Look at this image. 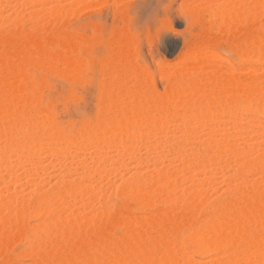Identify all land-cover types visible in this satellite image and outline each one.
<instances>
[{
  "label": "bare ground",
  "instance_id": "obj_1",
  "mask_svg": "<svg viewBox=\"0 0 264 264\" xmlns=\"http://www.w3.org/2000/svg\"><path fill=\"white\" fill-rule=\"evenodd\" d=\"M2 1L7 2L6 0H0V6ZM243 2L240 0H228V2L226 1L223 7L214 11L213 15L216 21V23H214L215 32L220 34V36L224 35L223 37L229 36V38H232L231 36L237 37L238 35L245 33L246 35H243L246 39L244 37L242 40L238 39L239 42H237L236 45L237 52L241 59L240 62L242 61L243 63L245 62L251 65L254 64L255 66L261 65L260 68H262V66L264 67V35H261V32L259 33L260 30H258V26L264 15V0H250L249 2ZM32 3L38 2H33L30 0L26 3V5ZM188 4L194 12L195 10L200 9V6H195L193 4V0H187L185 5L188 6ZM52 14L53 12L47 11L45 16L31 17L28 21L33 23V28L30 32L27 31L28 33L25 31L23 33H21V31H17L13 38L10 37V39H4L3 37H0V168H2V170L4 169V172L0 169L3 173V175L0 174V182L2 181V183L6 184V188H8V190L12 192L15 191L9 189L10 184H15L12 183L13 179L11 180V178H16L15 171L17 169L13 171V160H15L13 161L14 163L16 161L19 162L18 165L20 164L22 166H26L29 164L30 166H28L31 167V165H38L37 161L40 158L39 155L42 156L45 151L49 152L48 154L50 156L56 157V155H59L60 153H63L64 155L72 150L75 153H80V151L85 150L88 153L93 152L95 154H99L104 148H110L112 150L123 149V152L130 154V157L133 159L136 158L134 152L131 153L135 157H133V155L131 156V153L124 148H129L130 151H135L134 148L136 144L133 146V143H137L138 141L141 142V140H139L137 137L141 138L145 137L143 135H147L146 138L148 137L149 139V135L154 134L158 136V138L163 137L164 139H162L164 140V143L168 145V140L165 138H167L168 134V139L173 137H170V133L173 130L170 131L172 128L169 129L170 126L167 123L168 120H179L177 122L183 121L187 124L197 123L200 132L201 128L202 130H205L211 123L217 125L215 119L212 116L214 114L216 115V113L226 114L228 118H231L237 122L234 125L233 132H229V134L226 129H218V126L216 127L217 129L210 127L208 128V132L203 133H207V135L211 138L225 134L230 138H222L216 141V139H208L209 137L206 135L207 138L205 137V139L207 140L198 141L200 143H198L199 147L193 146L195 148L191 149H188L191 146L189 147L185 144L189 143L188 140L193 137H195V141L199 140L196 137L200 136L201 134H199V131H196L198 130L196 128H194L193 131H189L190 129L188 128V130L186 128L188 131L186 130L184 133L186 135H184V142L181 140L182 138H180L181 141L178 139V143H181L177 145L175 139V143L170 140V144L174 143V145L166 147L167 150L172 147L171 150L169 149L170 151L168 150L170 152L169 154H171L170 157H172L174 161H179V164H174L175 168H178L177 171L174 168L175 172H173L174 169H171L170 171L167 170L162 173L163 175L159 173H157L159 175L156 174L157 176L155 174V176L150 174V177L148 176L149 179H143L141 177L142 174L140 176L139 173L135 174V172L132 175L129 185L125 190L122 189V191L119 192H112L111 199L120 198V201L134 200V202L138 204L139 209H142L143 211L145 210L144 213L148 215V217L146 216L147 218H145L144 214V218L142 220L137 219L140 220V222H137V220L132 218L133 216L131 213L130 215L132 217L128 215V212V214H126L124 209L123 212L121 209L122 207L119 205V207H117L119 213H117L120 215L118 219L115 217V219H117V223H115L117 224V227L124 229L122 232L125 231L124 234L121 233L122 236L120 234L121 237L118 236L119 238L113 239V235L111 234L113 228L111 229L110 227L114 226L112 224L113 222L110 220L109 223H106V219L115 209H113V206H111L109 203H105L103 207H101V210L95 212V214L90 217V219L88 218V223L85 225V227L83 226V223H85L86 220L83 218V215L79 213L82 215L80 217L79 214H77V216L74 215L76 212L73 213L74 206L72 203L76 202V200L77 202L78 200L80 202V199L82 198H85L86 200V198H89L93 194V183L96 182L98 178H101L100 172H87V175H79L81 177H76L75 179L72 178L73 180L65 179L66 176L64 175L62 177L63 179H57L58 183L57 181L53 180V182L55 181L54 184L56 186L55 188L53 187L51 191L49 190L48 193L42 195L41 193H38V190L32 191L31 196L33 198L31 197V200L29 199L30 202H27L29 200L25 201L20 199L21 197L18 199L6 197L4 194L5 192L3 191V193L0 191V260L3 258V256L6 257L5 252L7 251L8 253V250L6 249L10 244L15 241H20L23 243L26 242L25 244L28 243L30 247L32 244H34V247L30 248V252L26 251L28 253L27 255L32 260V262H34V264H51L52 262V264H54V259L60 255L63 258L61 259L60 256L59 259H56L57 263L59 262L58 264H179V260L180 263L182 262L181 264H186V262L189 263L194 254H199L201 256L210 255L211 262L209 261L210 263L207 264H264V155L260 151L259 152L261 154H258V150L260 149H258L257 146H247V148H245L241 153H238L240 151L237 152L238 148H236L234 144V140H237L236 138L238 136L241 135L240 138H245V136H242L243 133H245L247 136V134L257 131V128L259 127L262 129L264 128V85L261 87V83H258V78H261L256 75L259 67H254L253 69L256 71H253L252 73L250 72L251 77H255L253 79L250 78L249 82L251 83H246V85L240 80V77H238L237 71L233 72V69L226 65L224 59L221 57L219 59V57L217 58L215 55L210 54L205 50V48H208L209 45L208 39V41L205 40V42H203L200 47L195 48L193 56L205 60L209 59L210 61L212 60L214 62H219L222 59L225 62L223 66L226 67L224 74L216 70L185 67L179 72L173 73L171 75L172 84H170L171 86L169 87L168 91L163 95H158L154 93L155 90H150L151 88L153 89L154 86L153 84H150L152 80L149 81L150 77L148 79L149 74H146V70L141 71V69L144 67H141L140 64L141 68L138 69V66L134 64L135 61L132 63L137 67L127 61V55H130L131 53L127 49L128 36L126 40L119 41L123 37L122 36L119 38V40H117L119 42L116 44L113 42L115 45L112 44V42L111 44L107 42L109 45H111V47L114 45L113 49V47L111 48L107 44L111 49L114 50V53L110 52L114 55V57L107 50V53L112 56L113 61L112 59H109L110 57H106V60L112 62L109 64L111 69L107 67L109 71L111 70V73L106 71L109 73L106 75H111L112 80H110V78L109 80L113 82L111 83V88L103 89L102 91L104 92V90H107L106 93L104 92V94H106L104 99L105 106L100 109L103 111L102 115L99 114L101 118L94 123H89V121H84L85 123H83V121H81L82 124L80 123V126H78L77 129L74 128V130H72L71 128V131H58L55 130L56 128H51L52 126L47 123L49 122L47 120L48 114L46 113L48 108L44 111V108L37 106L38 103H36V96L34 94L38 95L39 93H34L33 98L31 93L33 91V87H30V90L27 88V86L29 87L28 84L30 82L28 81V76L26 77V67L29 63H31L30 66L33 63L37 65L41 64V66H43L45 61H48L51 62H46V65L48 66L52 63L61 66L64 77L67 74L69 75V71V76L72 77V80L76 79L74 77H77V74L82 73L80 71H83L84 65L82 67V64L85 62H82L83 59L80 60V57L78 59L77 47L75 44L69 43V41L66 43H63L62 41L63 44L60 42V51L53 50L54 42L52 41L53 39H50V34L47 33L48 36L47 34L45 35V33L43 34L49 37V40L45 41L46 43L44 42L47 37L44 39V37L41 36L42 33L37 31L42 27L40 26L41 24L39 23V19L41 17H45L46 20H48L50 26H53V29L52 27H50V29L51 32L54 33V26H56V23L49 22V20L52 19ZM20 19L21 18H15L13 20V24L18 27L17 29H19V26L24 22V20ZM243 26H247L248 28L245 27L246 30L242 31ZM39 30L41 31V29ZM234 37L233 39H236ZM55 40H59V38L57 37ZM103 43L106 47V43ZM110 48L109 50L111 51ZM84 50H88V48ZM133 55L134 54L131 56ZM129 60H131L130 57ZM107 62L106 65L108 66ZM37 65H35L33 68H38L39 65ZM52 66L53 65H50L48 70L52 71L54 69L52 72H55V70L59 71L57 67H53L51 69ZM38 69L41 68L39 67ZM42 69L44 68L42 67ZM100 69L103 70V68ZM48 70L46 69V72ZM42 71L44 72V70ZM64 71L67 72V74ZM59 72L62 74L61 69ZM59 72H57L58 75ZM77 80H75V82ZM79 80L81 81V79ZM39 82L40 84H43L44 81ZM150 85L151 87L149 88ZM40 89L42 90L43 87H38L37 90ZM102 96L104 95L101 94L100 99H103ZM179 124L181 123H178V125ZM177 128L178 129L176 130L173 128V133L178 131L180 133L184 131H181L182 129H180V127ZM261 128L259 130H262ZM263 131H260V135L263 136L262 138L260 135H258L259 132L256 134V136H259L261 139H263ZM179 133L177 136L175 135V138H178L182 134L181 133L179 135ZM254 134L255 132L253 135ZM256 136L254 137L255 139ZM201 137L202 136H200V138ZM231 137L236 138L231 141ZM259 137L257 138L259 139ZM136 138L138 140H136ZM158 141L156 139V142ZM257 141L259 142H254V144L259 145L260 143L261 145L259 146L264 144V139H259ZM145 142L146 141L144 140L143 143ZM162 143L163 142L158 144ZM150 146L153 149V151L150 149L151 154L155 152V150L157 151V146ZM159 146L163 145H158V149L163 148ZM262 147L264 150V145ZM149 148H147V151ZM187 150H189V152H185ZM206 151L214 152L215 155H218L215 156L213 154L210 156L209 154L203 153ZM224 153H228L230 158H228L229 156L227 157V154ZM250 153H253V155L255 154L256 156L254 159L251 158V160H248L247 156L250 155ZM222 154L224 156H222ZM36 155H38L39 158H37ZM44 156L46 155L44 154ZM76 156L73 160L75 163L78 161ZM221 156L225 158L227 157V160L232 159V156L237 158H233L236 163L235 169L233 168L235 172H241L242 174L248 173L250 175L257 174L255 176L258 177L259 175V177L253 180V182L250 184L246 183L247 181H243V183H241L242 181L239 179L241 184L238 183V186L235 185L236 190L233 188L235 190L233 193L235 195L237 194V197L235 196L236 199L233 198L234 194H232L233 197L229 196L230 199L233 198L231 201L225 196V192L222 193L224 195L222 198H228L226 201L228 200L230 202H226L225 199H223L224 201H220L222 203L225 202L223 205L220 203L214 206L216 208L211 210L209 217L206 218L204 222H202L203 224L201 223L199 224L200 226H195V228L202 229L201 231H199L200 229L194 231L195 228H191L192 230H188L189 232H183V234L186 233V235H183L181 234V228L184 226L186 229V225L188 226L191 225L192 222L194 223L195 218H197L195 215L198 214L197 212L199 211L200 207H202L205 203L202 200L200 201V198H198L200 197L198 193H194L192 191L190 192L189 189V191H186V189L184 190L183 188L185 194H182L183 196H188L189 199H184V197L181 195L180 197L183 199H178L179 197L173 199L171 196L173 194L170 193L175 191L178 192L179 189V191H183L181 190V185L186 182V184L190 183V185L193 184L191 186H194L195 183H198V181L202 179L199 178V180L197 177L198 175L199 177L201 175H205L204 178L207 179L210 177L207 176L209 174H207V172H210V174H215V170L213 171L211 169L209 171V166L212 164V162L216 164L217 162L215 161H218V158L216 157ZM66 157H69V155ZM161 158L158 159L162 163H164V160L167 162L170 160L169 158L165 157L162 158L164 160ZM151 159L153 160V158ZM224 159L222 158L221 160L224 161ZM147 160L148 159H146V161ZM39 161L40 163L42 162L41 159H39ZM156 161L159 164L158 160L155 158V161L153 162ZM80 162L82 161H78V163ZM218 162V165H220V161ZM224 162H226V160ZM208 164L210 165L208 166ZM136 165L138 166L140 164L137 163ZM159 165L164 167L167 166L163 164ZM22 166L20 168L24 169ZM83 166H85V164H83ZM38 167L39 166H37V168ZM223 167L221 168H228L225 163ZM167 169L170 168L168 167ZM38 170L36 171L38 172ZM20 171L23 174L25 172L22 170ZM26 172H28V170ZM166 172L168 173L166 174ZM34 173L36 172H33V174ZM67 173L69 175L73 173L72 175H74V172L72 171ZM220 173H222V169ZM44 175L42 174V177H40L42 180ZM69 175H67L68 178L72 176ZM151 175L154 177V179L151 178ZM234 175L231 177L232 181H235L233 178H237L238 181V178L241 174L238 175L239 177H234ZM26 176H28V174ZM32 176L33 175L29 173V176L27 177L29 180L26 182V184L29 183L32 185V183L40 179H36L34 176ZM148 177L145 176L144 178ZM229 178L227 177V181L231 180ZM6 179L9 181H5ZM30 179H33L34 182H32ZM38 181H41V179ZM203 181L205 182V180ZM43 182L45 181H42V183ZM47 182H49V180H47ZM229 183H231V181H228L227 184ZM94 184L96 185V183ZM13 188L14 187H12V189ZM18 190L20 191V189ZM16 192L17 191L14 193ZM238 196L241 201L243 200L242 202L240 201V205L237 204L239 203L238 201L237 203L235 202L238 200ZM71 199L72 201H70ZM109 199L110 197L108 200ZM84 202L86 206L87 201ZM164 203L165 205H168L169 208L171 206V209L173 210L177 209L178 212L179 210H182L181 216H179L180 212L177 215V213L174 211H171L172 215L174 212V215L176 214L178 216H176L177 218L173 217L171 212H167V214L169 213L170 215H167L164 212L165 215L163 216V212L161 213L162 215H159L160 212L157 213V210L156 214L158 215L155 216L153 213L154 211L152 212L151 208L157 204L164 205ZM82 207L84 206H81V208ZM115 210L117 211V209ZM147 210L149 213L151 212L154 215L152 216L151 214L146 213ZM29 218H39L41 220L46 219L47 222L44 223L45 220H43L44 224H40L41 226L34 228L33 230L26 224V219ZM104 222L106 227L103 225ZM107 224L112 225L109 227ZM103 226L105 229L107 228V230L104 232V228H102ZM89 227L90 229L93 227V229L88 230ZM108 227L110 229H108ZM100 228H102V232L104 233L102 235L98 234L97 232L100 230ZM107 231L110 234L105 233ZM94 234L99 236H94ZM107 234L112 236L109 237ZM60 240L63 241L61 247H59L61 243L56 245L57 242H61ZM36 241L39 242V244H35ZM26 247H28V245H26ZM55 254H57V256H55ZM50 255L52 257H56H53L54 261H52V259L49 261L50 258L46 260V258L48 256L50 257ZM211 255H216V257L214 256L215 259L214 257H211ZM218 255L219 257H217ZM6 259L7 258H5V260ZM47 261H49V263H47ZM5 262L6 263H3H10V261L9 263H7V261ZM192 263L197 264L193 261Z\"/></svg>",
  "mask_w": 264,
  "mask_h": 264
},
{
  "label": "rangeland",
  "instance_id": "obj_2",
  "mask_svg": "<svg viewBox=\"0 0 264 264\" xmlns=\"http://www.w3.org/2000/svg\"><path fill=\"white\" fill-rule=\"evenodd\" d=\"M6 1L7 2L2 1L1 2L2 4L0 6V37H3L4 39H8V38L10 39V37L13 38L15 36V33L17 31H21V33H23L24 31L26 33H28L27 31L30 32L33 28L32 27L33 23L31 21H28V20L31 17H35V16L36 17L45 16L47 11H51V12H53V14L51 15L52 19L49 20V22H55L56 23V26H54L55 32L54 33L51 32L50 27H52V29H53V26H50V24L48 23V20H46L45 17H41L39 19V23L41 24L40 26H42L39 29H41L42 32L39 29L37 31L39 33H42L41 36H43L44 39H45V37L48 36V34H50L49 37L51 40L53 39L52 40L54 42L53 47L55 48V49L53 48V50H55V51L56 50L60 51V49H61L60 45L63 43H66L68 41H69V43L75 44L77 47L78 59L80 57V60L83 59L82 62L83 61L85 62L82 64V67L84 65L85 68L83 67V71H80L82 73L77 74V77L76 76L74 77L76 79H72V80H71L72 77L69 76L70 75L69 71H68L69 75L67 74V72L64 71L68 75V76L65 75V77H64L63 69L58 64H55V63L50 64V65H53L51 67V69L53 67L54 68L57 67L59 69V71H60V69L62 70L63 75L61 74V72L56 71V70H55L56 73L52 72L54 69L52 71L48 70L50 68V65L49 66L46 65V62H48V61H45V63L43 62L44 63V64L42 63L43 66H41V64L40 65L38 64L41 69H42V67L44 68V69H42V70H44V72L41 69H38L39 67L38 68L35 67L38 70L33 68L35 65H37L34 63L32 64L33 66L32 65L30 66L31 63H29L28 66L26 67V77L28 76V81L30 82L28 84L29 87L27 86V88L30 90L33 87L32 88L33 91L31 92L32 95L36 92L39 93L38 95L34 94L36 96L35 97L36 103H38V105L37 104L36 105L41 107V108H44L43 109L44 111L48 108L49 113L47 110H46V113L48 114L47 120L49 122H47V123L50 126H52L51 128H54V129L56 128L55 130H58V131L59 130L71 131V128H72V130H74V128L77 129L78 126H80L79 124L80 123L82 124L81 121H83V123L88 122V121H89V123H94L101 118L100 115L103 114V111H101L100 109H102V107L105 106V104H104L105 100L104 99H105L106 94H104V92L106 93L107 90H104V92H102V91H103V89L111 88V83L113 82V81L112 82L110 81V80H112L111 75H106L108 72L111 73V70L109 71L108 68L111 69V66H109V64L112 63L111 61L106 60L107 59L106 57H110L109 59H112V56H110L109 53L110 52L114 53L113 52L114 51L113 46L119 41L126 40L127 36H128L127 49L129 50V52H131L130 55L129 54L127 55L128 56L127 61H129V63L132 65L136 64L138 67L136 65H134V66H136L138 69H140L141 67H144V68H142L143 70L141 69V71L146 70V74L147 73L149 74V75L147 74L148 79L150 77L149 81L152 80L150 82V84L151 85L153 84V86L155 87V88L153 87V89L151 88L150 90H155V92L154 91L153 92L158 94V95H163L168 91L169 87L171 86L170 84H172L171 75L173 73L179 72L180 70H182L185 67H193L195 69L216 70V71L224 74L226 67L223 66V64H225V62H226V65H228L231 69H233V72L237 71L238 77H240V80L243 81L245 84L246 83L250 84L251 83V82H249L250 78L253 79L255 77V76L251 77V74H250V72L252 73L253 71H256L255 69H253L254 67L255 68L259 67L258 68L259 71L257 70L256 75H258V77H260L262 80L264 77V67L263 66H262V68H260L261 65L255 66L254 64L251 65V64H248L245 62L243 63L242 61L240 62L241 59H240L239 54L237 52L236 45H237V42H239V40H242L243 37L245 38V36H244V35H246L245 33H242V34L238 35L237 37L231 36L232 38H229V36L223 37L224 35L220 36V34L215 32V24L214 23H216V21H215L214 15H213L214 11H216V9H218V8L223 7L225 5L226 1L228 2V0H193V4L195 6H200V9L195 10V12L189 7V4H188V6L185 5L187 0H32L33 2H38V3H32V4H28V5H26V3L30 0H6ZM240 1L249 2L250 0H240ZM15 18H21L20 20H24L23 24H21L19 26V29H17L18 27L13 24V22H14L13 20ZM34 26H35V24H34ZM259 26H258V30H260L259 33L261 32L262 33L261 35H264V15H263V18L261 19V22L259 23ZM37 27H39V26H37ZM245 27L248 28L247 26H243L242 31L246 30ZM44 33H45V35L48 33L47 36L43 35ZM60 33H61V35H60ZM241 35H242V38H241ZM53 36H54V38H53ZM49 37H47L46 40H44V42L49 40ZM57 37L59 38V40H55V39H57ZM120 37H122L121 40H119ZM233 37L236 38L237 40L233 39ZM114 39H116V40H114ZM208 39H209V45H208V48H205V50L208 53L215 55L217 58L219 57V59L221 57L222 59H224L225 62L222 59L219 62H214L212 60L210 61L209 59L205 60V59H201V58L193 56L195 48L200 47L202 45V43L205 42V40L208 41ZM245 39H244V41H245ZM117 40H119V41H117ZM211 40H213V41H211ZM62 41H63V43H62ZM129 41H130V43H129ZM60 42H61V44H60ZM103 42L106 43V47L104 46ZM107 42H109L110 44H111V42H112V44L115 43L112 46L113 49H111L112 48L111 45H109ZM86 47L88 48V50H84V49H87ZM109 48L111 49V51L109 50ZM134 49H135V51H134ZM107 50L109 53H107ZM209 50H211V51H209ZM112 53H110V54L113 55ZM132 54H134V55L131 56ZM113 57H114V55H113ZM129 57L131 60H129ZM90 58L92 59V62H91ZM132 58H133V60H132ZM237 58H239V59H237ZM105 61L109 62V63L107 62L108 66L106 65ZM112 61H113V59H112ZM133 61H135L134 64L132 63ZM48 63H51V62H48ZM102 63H103V65H102ZM140 64H141V67H140ZM100 68H103V70H101ZM46 69L48 71H51V72H48V71L46 72ZM106 71H108V72H106ZM57 72H59V75ZM104 73H105V75H104ZM169 77H170V79H169ZM258 77H256V78H258ZM65 78L67 81L65 80ZM67 78L69 79V81ZM77 78H78V80H77ZM109 78H110V80H109ZM79 79H81L82 82ZM261 79L258 78V80H259L258 83H261V87H263L264 80L262 81ZM75 80H77V81L75 82ZM39 81H44V82H43V84L42 83L40 84ZM108 81H109V83H108ZM106 82L108 83V85ZM148 85H149V82H148ZM151 85L149 86V88L151 87ZM38 87H41V88L43 87V89L37 90ZM101 94L104 95V96H102L103 99H100ZM34 95H33V98H34ZM51 113H52V115H51ZM212 116L215 119L217 125H214L211 123L208 125L207 128L205 127L206 129L203 128L205 130H202V128H201V132L199 130L197 123L196 124L195 123L194 124H187V123H184L183 121L177 122L179 120H174V121L168 120L167 123L170 126L169 129L172 128L170 131H172V130L174 131V129L175 130L178 129L177 127H180V129H182L181 131L184 130L183 132H180V133H179V131L176 133H173V131L170 133V131H169V133L171 134L170 137H172V136L173 137L171 139H168L169 138V136H168L169 134H168L167 138H165L168 140V145L164 143L163 137H162L163 139L161 137L158 138V136H156L154 134L149 135V137H150L149 139H148V137L146 138L147 135H143L145 137L140 136L141 138L137 137L139 140H141V142L138 141L137 143H133V146L136 144V146L134 148L135 151H130L129 148H124V149H127L130 153L134 152V155L136 156V158H133L134 160L130 157V154L123 152L124 151L123 149H118V150L113 149L112 150L110 148H107V149L104 148L105 149V150L103 149L104 152L102 151L103 153L101 152L99 154H95L93 152L88 153L85 150L80 151V153H75L72 150V151H69L67 154H64V155H63V153H60L59 155H56V157L50 156L48 154L49 152L45 151L44 154L47 157L44 156V154H42V156L39 155L40 158L38 157V155H36L37 158L41 159V161H42L40 163V161L38 159V161H39V162L37 161L38 165L36 164L37 166H39L38 168L36 165H33V166L31 165V167H29L30 166L29 164H28L29 166L26 165L28 167L22 166L20 164H19L20 165L19 166L18 165L19 162L16 161L17 162V164H16V162L15 163L13 162L15 160H13L12 161L13 171L17 169L15 171L16 172V178L10 177L11 180L13 179L12 183H15V184H10L9 189H11L13 191L15 190L17 192L14 193L15 191L12 192V191L8 190V188H6L7 187L6 184L2 183V181L0 182V184H2V185H0V191H2V192L4 191L5 193L4 192L3 193L5 194L6 197H13V199H15V198L18 199L21 197L20 199L27 201L29 199L31 200L32 191L38 190V193H41L42 195L45 193H48L49 190L51 191L53 189V187L55 188V186H56L54 184L55 181H57V183H58V180L60 178L63 179L62 177L64 175L66 177H67V175H69L67 172H71V171L74 172V175H72L73 173L69 175V176L72 175L71 177H69V178L65 177V179H67V180H73L76 177L84 176L87 172H91V171L100 172L101 178H98V180H99V181L97 180L98 182L97 181L94 182V183H96V185L93 183V189H94L93 194L89 198H86V200H85V198H82L84 200L80 199L81 200L80 202L78 200V202L80 204L77 202V200H76V202L72 203V205L74 206L73 207V209H74L73 213L76 212V214H74L76 216L79 213L83 215V218L86 220V222L83 223V226L85 227V225L88 223V218L90 219V217H92L95 214V212L101 210V207H103V205L105 203H109L111 206H113V209L115 208V209H117V211L114 209V211L111 212V215H109L110 217L108 216V218L106 219V223H109L110 220H111V222H113L112 224L115 227L114 226L110 227V225H112V224H109V225L107 224V225L111 229L113 228L111 231V234L113 235V239L119 238L122 236V234H124L125 231L122 232L124 229H122L121 227H117L116 223H117V219L120 215V214L118 215L119 210L117 207H119V205H120L122 207L121 209L122 210L124 209L126 214L129 213L128 215L130 217L133 216L132 218L135 220H137V219L142 220L144 218L145 210L143 211L142 209H139L138 204L136 202H134V200H122V201H120L121 200L120 198L119 199L118 198L111 199L112 192L115 193L117 191L118 192L122 191V189L125 190L126 187H128L129 182L132 178V175L135 172H136L135 174L139 173L140 176L142 174L141 177L143 179H149L150 174L156 175L157 173H159V174L163 175L162 173H164L165 171H167V170L170 171L171 169H174L175 165L179 164V161L175 160L178 162L177 163L174 161V159L172 157H170L171 154H169L170 153L169 151L171 150L172 147L169 148L170 150L168 149L169 151L166 149V147H168L170 145L173 146L175 141L177 142V145L180 144L181 142L178 143L179 142L178 139L180 140V138H182L181 139L182 141H183V139H185L184 133L186 132V130L188 128L190 129V130L188 129L189 131H191V130L193 131L194 128L198 129L196 131H199V134H201L200 136L203 137V138L202 137L200 138V136L196 137L199 139V140H196L197 143L194 140L195 137L191 138L192 140L191 139L188 140L189 143H191V144H189V143L185 144L184 143L185 145H188L189 147L191 146L188 149L195 148L196 146L199 147L200 143L198 141H200V140H202V141L207 140V139H205L207 133L206 134H203V133L208 132V128H210V127L216 128L218 126V129L219 128L220 129L223 128L224 130L226 129L228 131V134H229V132L230 133L233 132L234 125L237 121H234L231 118H228V116L226 114H223V113H216V115L214 114ZM176 122H177V124H176ZM53 123H54L55 127L53 126ZM178 123H181V124L178 125ZM182 124H184V125H182ZM166 126H168V125H166ZM260 128L261 127L257 128V131H253L250 134H247L248 137L246 136L245 133L242 134V136H245V138L244 137L240 138L241 135L238 136L237 138L235 137L237 140H234V144H235L236 148H238L237 152L240 151L238 153H241L245 148H247V146L248 147L257 146L258 149H260V150H258V154L263 153V155H264V150L262 149L263 148L262 146L264 144H262V146H259V145H261L260 143H259V145L254 144V142H256V143L259 142L257 140H259V139L263 140L264 139V138L261 139L263 136L260 135V131L262 132L264 130V128L263 129L261 128L262 130H259ZM254 132H255V134L253 135ZM258 132H259V134H258ZM178 133H179V135L182 133L180 135L181 137L178 135L179 137L175 138V135L177 136ZM256 134L260 135L261 138L259 136H256ZM153 136L157 137V138H154ZM255 136H256V139L254 138ZM257 137H259V139ZM137 138H136V140H138ZM222 138L227 139L230 137H228L225 134V135L215 136L212 138L209 137L208 139H213V140L216 139V141H218ZM235 138H232L231 141ZM252 138H254V139H252ZM156 139H157V141L159 139H162L163 141L162 140H159V141H161L163 143L158 144L161 142H159V141L156 142ZM174 139H175V141H174ZM144 140L146 141L145 142L146 144L143 143ZM170 140H172L174 143L170 144L171 143V142H169ZM193 140H194V143H193ZM147 141H148V143H147ZM153 142H155V143H153ZM165 142H166V140H165ZM148 144L157 146L156 147L157 151L154 149L155 152H157V153L153 152L154 154L153 153L151 154V151H153V149ZM158 145H163V146H159V147H163V148L158 149ZM165 145H167V146H165ZM193 146H195V147H193ZM147 148H149L148 151H147ZM150 149H151V151H150ZM147 152H150V153H147ZM185 152H189V150H187ZM206 152H203V153L209 154L210 156L213 154L215 155L214 152H208V151H206ZM164 154H166V155H164ZM185 154H187V153H185ZM224 154H227V157L229 156L228 158H230V155H228V153H224ZM67 155H69V157H66ZM132 155L133 154L131 153V156ZM134 155H133V157H135ZM151 155H152V157H151ZM216 155H218V154H216ZM58 156H59V158H58ZM75 156L77 157L78 161L81 160L82 162L78 163V161L75 160V161H77L78 164L75 163L73 161L75 159L74 158ZM222 156H224V155L222 154ZM255 156H256L255 154L253 155V153H250V155L247 156L248 157L247 159L248 160H251V158L254 159ZM44 157H46V158H44ZM54 157H55V160H54ZM70 157L73 159H71ZM161 157L162 158H164V157L169 158L171 161L168 160V162H167L166 160L162 159ZM221 157H216V158H218V161H220V165H218L219 162L217 160L215 161V162H217L216 164L213 162L211 165L208 164V166L210 165L209 171L211 169L213 171L215 170L214 171L215 174H210V172H207V174L208 173L209 174L208 175L206 174V175L208 177L210 176L207 179L204 178L205 175L200 174L201 175L200 177H199V175L197 176L198 179L202 178L203 180H205V182L202 179H201L202 181L200 179H199L200 181H198V179H197L198 183H195L194 186H191L193 184L190 185V183L186 184L187 182L181 185V188H182L181 190H183V188H184V190L186 189V191L190 190V192L192 191L194 193H198V195L200 196V197H198V198H200V201L202 200L205 203V204H203L202 207H200L199 211L197 212L198 214L195 215V217H197V218L194 217L195 218L194 223L192 222L191 225H188V226L186 225V229L184 228V226L181 228L182 229L181 234H183V232H185V231L192 230L191 228H195V226H200L199 224L204 222V220L209 217L211 210L216 208L214 206L222 203L220 201H224L223 199H225V201L228 198L231 201L233 200V198L236 199L235 196L237 197V194L235 195L233 193L236 190L235 185L238 186V183L241 184V183H243V181H245V182L247 181L246 183L250 184L253 182V180H255L256 178L259 177V175H258V177L255 176L257 174H255V175L251 174L250 175V174L244 173V172H243L244 174H242L241 172H239V173L235 172L234 169H235L236 163H235V160L233 158H236V157L232 156L231 157L232 159H230V160H227L228 159L227 157L226 158L222 157L223 159L225 158L224 161L226 160V162L221 160L222 159ZM151 158H153V160ZM155 158H156V160H158L159 164H163V165H167V166L169 165L168 167L170 169H167L168 168L167 166L164 167L162 165H159L157 163V161L153 162V161H155ZM158 158L159 159L161 158L162 160H164V163L160 162ZM219 158H220V160H219ZM135 159H137V160H135ZM146 159H148V160L146 161ZM141 161H142V163H141ZM148 161L150 163H152L153 165L150 164ZM48 162H49V164H48ZM52 162H53V164H52ZM137 163H139L140 165L137 166L136 165ZM224 163H225V165L228 166L227 169H223V168H225V167H223ZM46 164L49 166H47ZM74 164L77 166H75ZM80 164H81V166H80ZM83 164H85V166H83ZM15 166H16V168H15ZM21 166H22V168H24V169L27 168V169L26 170L21 169L20 168ZM177 167H178V165H177ZM219 167H220V170H219ZM221 167H223V168H221ZM33 168H34V170H33ZM0 169L2 170V168H0ZM18 169H19V171H18ZM35 169L36 170L39 169L38 172ZM175 169L177 171L178 168H175ZM175 169L173 172H175ZM221 169H222V173H220ZM1 170H0V174L3 175L2 171L4 172V169L2 171ZM20 170H22L23 172L24 171L26 172L28 170V172H26L28 174V176L30 173L36 179L42 177V174L43 175L45 174L44 175L45 177L43 176V180H42V178H40L41 181H38V180H40V179H38V180H36V182H34L33 179L32 180L30 179L35 184L34 183H32V185H30L29 183L26 184V182L29 180V178H27L28 176H26L27 174L25 172L23 174V173H21ZM69 170H71V171H69ZM31 171L36 172V173L33 174V172H31ZM17 172H20V173H17ZM75 172H76V174H75ZM168 172H166V174ZM223 172H224V174H223ZM159 174H157V175H159ZM234 174H238V175L241 174V175L239 177L238 175H234ZM79 175H81V176H79ZM152 175H151V178L154 179V177ZM233 175H234V177L235 176L239 177L238 181H239V179H241L240 181H242V182L241 183H240V181L238 182L237 178H233V180H235V181H232L231 177ZM145 176H147V177L149 176V177L144 178ZM229 176H230V178H229ZM261 176H263V175H261ZM227 177L229 179H231V180H228V181H231V183H229V184H227L228 183ZM14 179H15V181H14ZM47 180H49V182H47ZM53 180H55V181L53 182ZM5 181L8 182L9 180L6 179ZM37 181L40 183H38ZM42 181H45L46 183L43 182L44 183L43 184ZM66 184H67V182H66ZM25 185H26V187H25ZM183 185H185V186H183ZM12 187H14V188L12 189ZM21 188H22V190H21ZM18 189H20V191ZM179 190H178V192L175 191L173 193H170V194H173V195H171L173 199H175L177 197H179L178 199H181L182 197H180V195L183 196L182 194H185L184 190H183L184 193H183V191H179ZM222 193L226 194L225 196L228 198H225V197L222 198L224 196ZM232 194H234V197L232 196ZM229 196H232L233 198L230 199ZM109 197H110V199L108 200ZM183 197H184V199H187V198L189 199V197L188 196L186 197V195ZM30 200L27 202H30ZM70 201H72V199ZM84 201H87L86 206H85ZM125 201L126 202L128 201V202L126 203ZM237 201L239 203H237ZM240 201L241 200L238 196V200H236L235 202L240 205L243 200L241 202ZM226 202H230V201L227 200ZM74 203H76V204H74ZM224 203L225 202H223L221 205H223ZM81 206H84V207L81 208ZM155 208H158L159 210L155 209ZM171 208H172L171 206L169 208L168 205H165V203H164V205L163 204L154 205L151 208L152 210L151 209L150 210L152 212L154 211L153 213L155 214V216L158 215V214H156L157 211H158L157 213L160 212L159 215L163 212V216L165 215L164 212L167 214V212L170 213L171 211H174L177 213V215L180 212L179 216H181L182 210H179V212H178L177 209H176L177 210L176 211V210H173ZM11 210H13V209H11ZM124 210H123V212H124ZM174 212H173V215L171 212V215L173 217H176L177 215L176 214L174 215ZM130 213L132 216L130 215ZM146 213H149L148 210L146 211ZM153 213L150 212L149 214H151L153 216L154 215ZM169 213L167 215H170ZM82 215H80V217ZM146 216L148 217V215L145 214V218H147ZM115 217L117 219H115ZM43 220H45L44 223L47 222L46 219H43ZM43 220H41L39 218H29V219H26V224L28 227H30L31 229L34 230V228L41 226L40 224H44ZM107 220H108V222H107ZM140 220H137V222H140ZM103 225L104 226L106 225L105 222L103 223ZM104 226L102 228L105 229L106 226L105 227ZM109 227H108V229H110ZM102 228H100V230L97 231L98 234L102 235V234H104L103 232L107 230V228L105 230L103 229V232H102ZM91 229H93V227H91ZM91 229L89 227L88 230H91ZM197 229L199 230L200 228H195V230L194 229L193 230L196 231ZM201 230L202 229H200L199 231H201ZM105 233L110 234L108 231ZM120 234H121V236H120ZM96 235L94 234V236H96ZM183 235H186V233H184ZM97 236H99V235H97ZM108 236L111 237L110 235H108ZM39 241H40V239H39ZM25 243L26 242L23 243L20 241L19 242L15 241L12 243L13 245L10 244L9 247L6 249V250H8V253H7V251L5 252L6 257L3 256V258L5 257L7 259L5 260V258H4V260L7 261V263H9V261H10L9 264H11V263L12 264H32V263L34 264V262H32V260L27 255L28 254L27 252L28 251L30 252V250H31L30 248L34 247L33 246L34 244H32V246L30 247V245L28 243L27 244H25ZM62 243H63V241H61L59 243L57 242L56 245L60 244L59 247H61ZM35 244H39V242L36 241ZM26 245H28V247H26ZM35 246H37V245H35ZM23 253H24V255H23ZM55 256H57V254H55ZM55 256H53V257L56 258ZM214 256L216 257V255H211V257H214ZM53 257L50 255V257L48 256L46 258V260L48 258H50L49 261L51 259H52V261H54V260L56 261L57 258L59 259L58 256L56 259H54ZM215 257H214V259H215ZM217 257H219V255ZM220 257H221V255H220ZM3 258L1 259L2 262L0 260V262H1L0 264H2L3 262L6 263L3 260ZM62 258L63 257L61 256V259ZM209 258H210V255H208V256L202 255L201 256L199 254H194L191 258L192 260L191 259H190V261L188 260L189 263L186 262V264H191L192 261L197 263V264H198V262H199V264H201V263L207 264V263L211 262V258L210 259ZM9 259H11V260H9ZM196 260H198V261H196ZM212 260H213V258H212ZM49 261H47V263H49ZM55 261H54V264L59 263V262L57 263V261L55 263ZM200 261H201V263H200ZM178 263L181 264L182 262L180 263V260H179ZM192 264H194V263H192Z\"/></svg>",
  "mask_w": 264,
  "mask_h": 264
}]
</instances>
